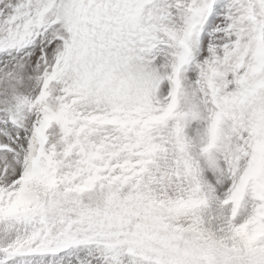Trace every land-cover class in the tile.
Segmentation results:
<instances>
[{
	"label": "snow or ice",
	"instance_id": "snow-or-ice-1",
	"mask_svg": "<svg viewBox=\"0 0 264 264\" xmlns=\"http://www.w3.org/2000/svg\"><path fill=\"white\" fill-rule=\"evenodd\" d=\"M0 264H264V0H0Z\"/></svg>",
	"mask_w": 264,
	"mask_h": 264
}]
</instances>
